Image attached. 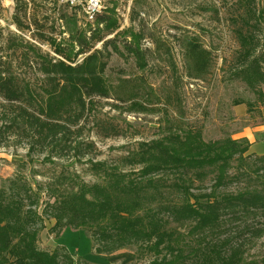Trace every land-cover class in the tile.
Segmentation results:
<instances>
[{"label": "trees", "instance_id": "obj_1", "mask_svg": "<svg viewBox=\"0 0 264 264\" xmlns=\"http://www.w3.org/2000/svg\"><path fill=\"white\" fill-rule=\"evenodd\" d=\"M22 1L16 0L17 6ZM239 15L241 24L236 36L242 67L237 68L236 75L255 88L259 80L254 61L243 62L257 50L256 31L264 20V5L260 9L247 5ZM69 18L67 12L60 14L61 20L72 25L67 29L70 44L56 45L53 40V46L57 54L72 63L43 54L30 45L27 50L20 49L13 42V53L22 51L30 63L39 65L40 77L27 79L8 50L0 52V146L5 141L3 136L15 137L33 153H49L58 158L69 155L76 148L72 145L73 136L90 108L88 99L110 96L104 74L112 54L124 50L135 58L138 68L147 66L148 49L142 47L139 33L130 40L127 35L124 42L119 32L106 39L117 30L116 19L110 13H97L94 26L89 29H81L77 21L71 24ZM100 42L102 46L93 50ZM83 54L82 60H75ZM185 60L189 75L200 77L210 65V52L195 43ZM161 142L139 149L136 161L144 163V168L138 177L116 171L101 183H82L64 192L54 189V201L46 202L43 209L55 219L52 231L85 229L90 232L94 251L104 257L138 246L154 256L150 264H264V257L251 261L244 257L247 245L254 237H260L264 228L253 229L252 235L244 239V231L232 230L229 223L264 214V180L259 179L260 172H264V154H248L250 143L245 138L205 142L199 131H187L184 136L172 132L165 140L166 146H161ZM233 160L239 165L230 174ZM207 167L215 173L210 192H190L193 178L201 180ZM152 174L174 175L176 181L167 184L164 178H149ZM241 179L256 180L257 184H247L238 193L219 190L229 181ZM8 181L6 188L0 187V264H95L74 259L64 246L53 251L41 248L38 235L45 223L38 209L39 194L19 174ZM165 186L175 190L178 198L167 195ZM189 221L195 223L197 245L184 249L175 237V228L168 225Z\"/></svg>", "mask_w": 264, "mask_h": 264}, {"label": "rangeland", "instance_id": "obj_2", "mask_svg": "<svg viewBox=\"0 0 264 264\" xmlns=\"http://www.w3.org/2000/svg\"><path fill=\"white\" fill-rule=\"evenodd\" d=\"M101 1L102 8L98 14L110 13L117 22V30L106 39L119 32V38L124 42L127 35L130 40L139 33L142 35V47L148 49L147 66L138 68L135 58L124 50L120 54H112L104 74L110 96L88 99L90 108L72 139L76 148L65 157L33 153L24 142L3 136L0 187L6 188L8 180L19 174L39 194L38 209L45 223V228L38 235L41 248L53 251L64 246L74 259L83 258L95 264H150L154 256L142 252L138 246L122 248L104 257L94 251L90 232L85 229L68 227L60 233L53 232L55 219L50 213H43L46 202L54 201V189L64 192L82 183H101L109 173L116 171L138 177L144 168V163L136 161L139 149L156 141H162L161 146H166L165 140L171 137L172 132L184 136L187 131H199L205 142L236 139L233 135L243 120L238 111L247 106L256 119L264 104V95L261 96L264 94V20L260 21V29L256 31L259 38L257 50L243 62L254 61L259 81L252 88L236 75L237 68L242 67L239 65L242 61L239 58L240 43L236 36L241 24L239 14L247 5L262 8L264 0ZM62 12H67L70 23L77 21L81 29L94 26L83 11L56 0H23L18 6L16 0L10 3L0 0V52L8 50L11 59L20 65L19 72H23L24 78L40 77L39 65L30 63L22 56V51L13 53V42L20 49L27 50L30 45L43 54L72 63L57 54L53 46V40L56 45L70 44L67 29L72 25L60 19ZM195 43L210 52V65L206 74L200 77L189 75L185 60L189 48ZM101 46L102 42L93 50ZM84 55L75 60H82ZM253 148L255 151L249 147L248 154L263 155L257 153L264 152L263 139ZM232 164L230 174L235 173L239 162L233 160ZM204 170L206 173L201 180L194 175L190 192H210L215 183V173L210 167ZM260 176L259 179L264 180L263 171ZM149 178H164L167 184L176 181L174 175L152 174ZM255 181H229L219 190L238 193L247 184L256 185ZM166 186L163 191L177 199L176 191ZM229 223L232 230H243L241 237L247 239L253 229L264 228V214L246 216ZM194 225V221L182 225L170 222L168 228H175L180 246L191 249L197 245ZM244 257L247 261L264 257V233L247 245Z\"/></svg>", "mask_w": 264, "mask_h": 264}, {"label": "crops", "instance_id": "obj_3", "mask_svg": "<svg viewBox=\"0 0 264 264\" xmlns=\"http://www.w3.org/2000/svg\"><path fill=\"white\" fill-rule=\"evenodd\" d=\"M260 108L261 109L256 119L252 114L253 111H250L249 113V109L247 108V106H242V108L238 111L239 117H242L243 120L239 124L240 125L239 129L235 130L236 132L233 135V138L248 139L250 142L251 151H255L253 146L257 144L260 140L263 139L264 141V104ZM238 109L239 108H237V110ZM248 120H252V121L248 123ZM257 153L264 154V152H257Z\"/></svg>", "mask_w": 264, "mask_h": 264}, {"label": "built area", "instance_id": "obj_4", "mask_svg": "<svg viewBox=\"0 0 264 264\" xmlns=\"http://www.w3.org/2000/svg\"><path fill=\"white\" fill-rule=\"evenodd\" d=\"M70 8L80 9L90 21H94L96 14L102 8V1L100 0L99 10L89 2V0H56Z\"/></svg>", "mask_w": 264, "mask_h": 264}, {"label": "clouds", "instance_id": "obj_5", "mask_svg": "<svg viewBox=\"0 0 264 264\" xmlns=\"http://www.w3.org/2000/svg\"><path fill=\"white\" fill-rule=\"evenodd\" d=\"M10 2L11 0H6V3H10ZM89 2L93 4L97 8V10H99L100 0H89Z\"/></svg>", "mask_w": 264, "mask_h": 264}]
</instances>
